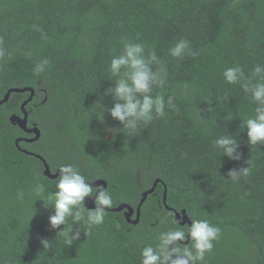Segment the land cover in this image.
<instances>
[{
    "label": "trees",
    "instance_id": "1",
    "mask_svg": "<svg viewBox=\"0 0 264 264\" xmlns=\"http://www.w3.org/2000/svg\"><path fill=\"white\" fill-rule=\"evenodd\" d=\"M181 39L198 55L172 57L169 49ZM127 41L155 51L168 75L152 94L172 96L175 105L134 134L107 111L103 123L98 118L99 101L113 104L104 95L119 78L110 62ZM258 63L264 64V0H0V99L10 88L33 87L28 123L41 129L39 139L20 140V147L42 155L51 172L65 160L87 178L103 179L112 207H136L150 183L163 180L141 205L138 224L107 210L103 224L81 223L79 240L68 245L48 220L58 177L45 175L44 160L15 143L32 136L10 119L31 91H12L0 103V264H141V249L155 247L160 232L189 227L167 206L221 229L197 264H264V145H249L243 127L256 104L223 78L226 68L240 65L256 83ZM228 134L240 142L239 161L215 147ZM241 167L248 175L227 176ZM36 183L45 185L43 197L34 193Z\"/></svg>",
    "mask_w": 264,
    "mask_h": 264
},
{
    "label": "clouds",
    "instance_id": "2",
    "mask_svg": "<svg viewBox=\"0 0 264 264\" xmlns=\"http://www.w3.org/2000/svg\"><path fill=\"white\" fill-rule=\"evenodd\" d=\"M169 53L177 59H182L186 54L198 55L191 50L190 43L186 39L177 41L169 49ZM43 63L46 64L47 61ZM153 65L157 67L154 69ZM42 70V65H38L37 71ZM110 72L112 77L119 78L113 79L114 85L105 89L104 92L105 96L110 95L112 97V106L107 108L99 101L101 113L98 118L102 123L104 113L107 111L112 119L122 125V128L128 129L129 134H134L141 123L147 124L154 116L163 117L166 107H175L172 96H169L167 100L163 95L153 96L154 88H162L165 84L168 75L167 68L161 63L155 51L146 54L142 43L124 42L121 54L111 59ZM252 76L257 78L256 83L252 82L251 77L245 75L240 65L228 67L223 71L225 82L240 84L245 92L251 94L252 100L256 104L255 115L250 116L243 123L247 143L256 146L264 145V64H256L252 69ZM26 105L25 109L28 111ZM17 115L22 116V111L21 114ZM231 119L232 117L229 116L228 120ZM33 125L37 124L31 123L29 125L28 123L30 127ZM108 131L114 130L108 129ZM29 134L34 136V133ZM214 144L220 155L236 161L242 158L239 151L240 142L233 135H221L214 141ZM56 171L58 172V180L55 184L54 199L51 201L49 225L52 229H60L58 232L65 237L66 243L71 245L80 238L81 232L78 226L83 223L91 228L103 224L107 209L113 206L114 201L111 193L105 187L94 186V180L83 175L77 167L64 164L60 165ZM249 171L250 169L247 167H241L238 170L231 169L227 176L233 181H238L241 175L246 176ZM33 191L37 197H43L46 193V187L43 183H36ZM20 196L22 197L23 193H20ZM87 198H93V208L86 206L85 200ZM41 200L44 201V207L48 208L49 201ZM171 210L174 212L175 209L171 208ZM133 216L132 218H135V215ZM69 218L71 219L70 225L68 224ZM172 223H176V221H172ZM61 225H63L62 229ZM74 225L77 226L75 231L73 230ZM220 235L221 229L207 220L192 221L187 229L173 228L162 231L159 233L158 243L155 247L148 245L141 249V264H197V262H203L206 254L213 250V242L219 240ZM185 240L190 241L191 247L181 248L179 246V242ZM49 241L45 238L40 239L43 248L50 247Z\"/></svg>",
    "mask_w": 264,
    "mask_h": 264
},
{
    "label": "water",
    "instance_id": "3",
    "mask_svg": "<svg viewBox=\"0 0 264 264\" xmlns=\"http://www.w3.org/2000/svg\"><path fill=\"white\" fill-rule=\"evenodd\" d=\"M25 90H29L31 91L30 93V96L24 100L21 104V111H22V116L20 115H17L16 113H13L11 116H10V119L13 123H16L17 125H19L24 131L28 132V133H34V136L32 137H29V138H17L15 140V143L17 144L18 148H20L22 151L24 152H27V153H31V154H36V153H32L22 147H20L19 145V141L20 140H28L30 142L34 141V140H37L39 139L40 135H41V130L40 128L37 126V125H33V126H28V118H27V111L25 109V105L32 99L34 93H35V90L33 87H14V88H10L5 96L3 97V99H0V103L3 102V101H6L10 95V93L12 91H25ZM36 156H38L39 158H41L42 160H44L43 156L40 155V154H36ZM44 174L51 177V178H56L58 177V172H51L50 170V166L49 164L44 160ZM160 180V179H157L153 186L151 188H149L148 190L144 191L143 194H142V198L140 199V202L138 203V205L136 207H133L132 205L128 204V203H121L119 204L118 206L116 207H111L107 210H111V211H123L127 221L129 223H132V224H137L140 220V215H141V205L143 204V202L145 201L147 195L151 192H153L154 190V187L157 183V181ZM93 184L94 186L96 185H99V186H103L106 188V185L107 183L103 180V179H96L93 181ZM163 200L166 201V191L164 192V195H163ZM87 201V204L89 207L93 208L94 207V200L93 198H87L86 199ZM168 209H171L170 207L167 206ZM175 212V220L177 221V223L179 224H188L189 226L191 225L192 221L190 219V217L187 215L186 213V210L185 209H182L181 211H177V210H174ZM135 215V218H132V216ZM189 241L188 240H185V241H182L181 243L182 244H186L188 243Z\"/></svg>",
    "mask_w": 264,
    "mask_h": 264
},
{
    "label": "flooded vegetation",
    "instance_id": "4",
    "mask_svg": "<svg viewBox=\"0 0 264 264\" xmlns=\"http://www.w3.org/2000/svg\"><path fill=\"white\" fill-rule=\"evenodd\" d=\"M31 100H32V99H31ZM31 100H30V101H31ZM27 112H28V111H27ZM28 118H29V112H28ZM32 123H36V122H32ZM66 160H67V159H66ZM60 161H61V163H59V164L57 165V168H59L60 165H64V164H71V165H72V163L64 162L65 160H60ZM73 166H74V165H73ZM74 167H75V166H74ZM155 181H156V180H153V181L150 183V185H149L146 189L150 188V187L154 184ZM162 182H163V180H158L157 183H156V185H155V187H154V190L157 188L158 184H159V183H162ZM163 186H164V189H165V185H164V183H163ZM146 189H145V190H146ZM154 190H153V192H154ZM165 191H166V189H165ZM165 191H164V192H165ZM153 192H152V193H153ZM149 194H150V193H149ZM149 194H148V195H149ZM148 195H147V196H148ZM163 195H164V194H163ZM123 214H124V213H123ZM133 217H134V216H133Z\"/></svg>",
    "mask_w": 264,
    "mask_h": 264
}]
</instances>
